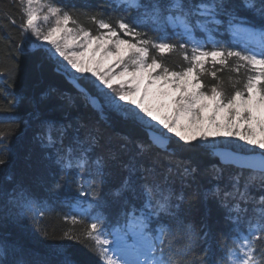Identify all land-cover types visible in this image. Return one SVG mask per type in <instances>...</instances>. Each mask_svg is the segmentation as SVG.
<instances>
[{
    "label": "trees",
    "instance_id": "trees-1",
    "mask_svg": "<svg viewBox=\"0 0 264 264\" xmlns=\"http://www.w3.org/2000/svg\"><path fill=\"white\" fill-rule=\"evenodd\" d=\"M45 1L52 4V0ZM120 2L55 0L56 4L70 6L79 27L95 34L100 30L89 17L96 15L97 19L115 22L124 14L119 7ZM144 2L151 4L154 0ZM160 2L170 4L175 0ZM228 2L245 23L229 27L230 17H221L224 24L215 33V38L233 50L243 48L258 51V46L234 35L235 27L259 29L264 20L257 12L242 7L241 0ZM18 7L17 0H0V153H6V163L0 165V262L62 264L67 256L73 264H107L100 251L104 246L89 239L86 232L92 222H99L105 229L101 240L105 237L112 239L108 232L113 235L118 233L119 225L124 222L118 187L128 175L127 163L130 160L139 162L135 177L138 182L163 180L174 189L178 200L183 198L184 223L199 233L190 258H226V251L235 247L231 239L235 235L232 231L233 221L228 218L227 209L220 200L211 194L232 192L239 199L235 191L239 188L258 201L264 196V187L258 179L261 172L220 163L210 145L227 147L233 144L242 151L244 147L237 142L216 141L214 138L209 142L192 143L172 138L171 150L161 151L149 140L145 129L147 125L140 118L124 109L110 107L108 98L103 97L99 86L79 74L69 75V71L59 66L45 47L33 48L26 41L27 35H22L8 22L15 19L19 24ZM135 15V12H131L128 18ZM152 27L146 24L143 30L149 36L162 33L171 36L182 31L175 23L168 25L167 29L161 27L153 31ZM176 39H179L178 35ZM195 39L203 42L211 39V35L198 31ZM154 53L155 50H152L150 55ZM162 59L168 67L177 70L188 63L179 51L167 54ZM229 63L234 66V58ZM58 67L74 81L59 74ZM205 67L210 71L220 68L217 65L214 69L210 63ZM245 74L244 68L238 73L230 68L217 72L223 80L225 95L233 93V84L237 88L242 86ZM202 79L209 86L219 83L208 73ZM86 94L98 98L101 107L92 105ZM47 122L61 127L67 125L70 134L83 139L93 137V157L107 158V175L94 195H80L77 190L80 181L75 171L69 170L68 175L62 176L51 158L50 150L40 143V133ZM151 128L157 129L155 126ZM252 177L257 179L252 180ZM57 182L59 188L55 187ZM25 193H30L36 200V206L31 211L23 208ZM228 202L235 203L231 198ZM241 207H246L250 215L254 205L250 199ZM176 232L174 247L184 242L179 226ZM69 235L75 239H67ZM108 247L111 249L113 245Z\"/></svg>",
    "mask_w": 264,
    "mask_h": 264
},
{
    "label": "snow or ice",
    "instance_id": "snow-or-ice-1",
    "mask_svg": "<svg viewBox=\"0 0 264 264\" xmlns=\"http://www.w3.org/2000/svg\"><path fill=\"white\" fill-rule=\"evenodd\" d=\"M38 2L17 0L20 22L16 24L15 19L8 22L22 35L30 33L47 42L77 72L91 73L108 89L116 91L119 101H127L139 109V112L133 108L124 111L140 119L143 117L139 113H143L186 143L207 141L209 137H234L264 150V24L258 32L250 33L258 39V51L243 48L237 51L224 46L215 38V33L224 24L221 17H230L229 27L245 23L228 0H175L170 4L160 0L151 4L144 0H121L119 7L124 14L115 22L97 19L96 15L89 17L98 29L104 30L96 34L79 27L72 8L56 4L55 0L49 6L50 15L55 18L54 25L42 33L36 24L38 13L33 9ZM241 5L257 12L264 20V0H241ZM131 12L136 15L129 19ZM174 23L182 31L171 36L163 33L149 36L143 30L146 24H151V30L155 31L161 27L167 29ZM198 31L211 35V39L203 42L195 39ZM177 35L179 39H176ZM152 50L155 53L150 55ZM177 51L188 62L178 70L168 67L162 59ZM233 58L234 66L229 63ZM209 63L214 69L217 65L220 68L210 71L205 67ZM225 68L237 73L241 68L246 69L242 86L237 88L233 84L231 95H225L223 80L217 75ZM205 73L219 83L206 85L202 79ZM114 85L117 86L115 89ZM67 129V125L61 127L47 122L41 130L40 143L50 150L62 176L68 175L69 170L75 171L80 181L77 187L80 195H94L98 186L104 183L109 162L102 156L93 157V137L83 139L70 134ZM161 136L167 138L164 134ZM5 155L0 153V165L6 163ZM139 167L138 161L130 160L128 175L118 187L124 215L118 233L108 232L112 239L101 240L105 229L99 222H92L86 232L89 239L104 246L100 251L107 264H229V261L231 264H264V196L256 201L239 188L235 189L239 199L232 192L212 193L233 221L235 235L231 239L235 247L229 248L226 258L219 260L192 259L199 233L184 223L183 198L178 200L174 189L163 180L138 182L135 177ZM258 179L264 187V170ZM55 187H60L59 182ZM229 198L235 203H229ZM250 199L254 207L249 215V210L241 204ZM23 200V208L27 211L36 206L30 193H25ZM72 219L75 220V216ZM177 226L184 242L174 247ZM67 239L75 237L69 235ZM110 244L113 245L111 249ZM62 264L73 262L66 256Z\"/></svg>",
    "mask_w": 264,
    "mask_h": 264
},
{
    "label": "rangeland",
    "instance_id": "rangeland-1",
    "mask_svg": "<svg viewBox=\"0 0 264 264\" xmlns=\"http://www.w3.org/2000/svg\"><path fill=\"white\" fill-rule=\"evenodd\" d=\"M50 5L51 4L46 3L45 0H39L38 3L33 5V9L38 13V16H39V19L36 21V24H37L38 29L42 33L46 32L49 29V27L54 25V22H55V18L52 17L50 15V12H49V6ZM46 16L48 17V19H45ZM69 26L72 27L73 25L70 24ZM244 30H246V29H244ZM244 30H241V31L243 32ZM100 31H104V30H100ZM253 31H255V30L249 29V30H246V32L244 34L247 36L248 39L258 42L257 38H255L252 35H250V33H252ZM256 31H258V30H256ZM93 34H95V33H93ZM26 35H27V38H26L27 40L26 41H28L30 43V45L33 46V48L45 47L48 50V53L54 56V58L57 61V64L59 66H62L65 70L69 71V75L71 74L72 76H76V74L77 75L79 74L80 77H83V78L86 77L87 79H90L91 82H93L95 84V86L96 85L99 86L101 88V92L103 94V97L108 98V105L110 107H112L114 109H119V108L120 109H128V108L135 109V106L129 104L127 101H119L117 92L114 91L113 89H108L96 77L92 76L91 73H79L75 69H73L71 67V65L68 63V61L65 60L63 57H60L58 55V53H56L54 51L52 46L49 45L47 42L42 41V40H38L35 35H31L30 33H28ZM125 38H128V37H125ZM128 39H131V37H129ZM72 50H79V49H69V51H72ZM112 66L114 67V64ZM116 71L119 72L120 69H116ZM116 87L117 86L114 85V89ZM114 97H115V100L113 99ZM135 111L139 112V109H135ZM139 116L143 117V119H141V120L144 123H145V121H148V123H145L147 125V127L155 126L159 131H163L165 133L164 135H167L168 137H171V138L179 139V137L176 136L175 133H169V132H167L166 129H163V127L161 125H159L157 121H152L149 117L145 116L143 113H139ZM214 139L216 141L217 140H219V141L222 140V141H225V142H231V141L235 142V143L237 142L238 144L241 145V147H244L243 151L241 149L239 150L238 148H235L233 144H228L227 147L234 148V149H236L238 151H242V152H245V153H254V152L264 153V150H261V149H259L257 147L251 146V145H248L244 141H240L239 139L234 138V137H214ZM197 141H200V140H197ZM181 142L186 143L184 141H181ZM201 142H203V141H201ZM210 146H212V147H220V146H213L212 144ZM221 146H224V145H221ZM109 255H111V252H109Z\"/></svg>",
    "mask_w": 264,
    "mask_h": 264
},
{
    "label": "water",
    "instance_id": "water-1",
    "mask_svg": "<svg viewBox=\"0 0 264 264\" xmlns=\"http://www.w3.org/2000/svg\"><path fill=\"white\" fill-rule=\"evenodd\" d=\"M57 72L67 77V79H69L71 82L74 81V79L69 77L68 73L63 69L61 70L58 67ZM145 129L148 133L149 140H151L153 145H155L158 149L161 151H167L170 148L172 144L171 137L166 135L167 138L163 139L161 133L157 129H152L150 127ZM210 149L214 153L217 160H219L220 163L224 165H234L241 170L245 169L254 172H262V170H264V154L261 152L245 153L234 148H228L221 145L220 147H211Z\"/></svg>",
    "mask_w": 264,
    "mask_h": 264
},
{
    "label": "bare ground",
    "instance_id": "bare-ground-1",
    "mask_svg": "<svg viewBox=\"0 0 264 264\" xmlns=\"http://www.w3.org/2000/svg\"><path fill=\"white\" fill-rule=\"evenodd\" d=\"M86 97L90 99V102L92 105H94L96 108H100L101 107V103L100 101L98 100V98H93L90 94H86ZM151 128V127H150ZM155 129V128H154ZM160 132V131H159ZM161 133V132H160ZM163 134V133H161ZM214 137L212 138H209L207 141L209 142L210 140H212ZM172 139V138H171ZM207 141H203V142H207ZM172 142H173V139H172ZM171 146L170 148L167 150V151H170L171 150ZM211 148V147H210Z\"/></svg>",
    "mask_w": 264,
    "mask_h": 264
}]
</instances>
